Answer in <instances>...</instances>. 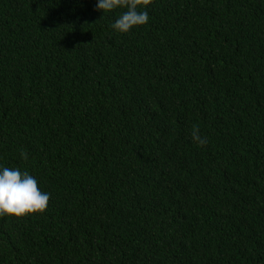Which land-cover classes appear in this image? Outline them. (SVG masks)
<instances>
[{
    "label": "trees",
    "instance_id": "trees-1",
    "mask_svg": "<svg viewBox=\"0 0 264 264\" xmlns=\"http://www.w3.org/2000/svg\"><path fill=\"white\" fill-rule=\"evenodd\" d=\"M96 2L0 0V264H264V0Z\"/></svg>",
    "mask_w": 264,
    "mask_h": 264
},
{
    "label": "clouds",
    "instance_id": "clouds-1",
    "mask_svg": "<svg viewBox=\"0 0 264 264\" xmlns=\"http://www.w3.org/2000/svg\"><path fill=\"white\" fill-rule=\"evenodd\" d=\"M151 3L152 0H97L96 10L107 14L124 9L111 27L128 33L134 27L149 22V13L144 9ZM191 137L194 143L201 146L207 143L197 126H193ZM20 154L24 160L28 159L26 152L21 151ZM49 200L50 194L40 190L38 181L29 172L21 171L19 167H0V216L42 214L47 210Z\"/></svg>",
    "mask_w": 264,
    "mask_h": 264
},
{
    "label": "bare ground",
    "instance_id": "bare-ground-1",
    "mask_svg": "<svg viewBox=\"0 0 264 264\" xmlns=\"http://www.w3.org/2000/svg\"><path fill=\"white\" fill-rule=\"evenodd\" d=\"M172 246V245H171Z\"/></svg>",
    "mask_w": 264,
    "mask_h": 264
}]
</instances>
